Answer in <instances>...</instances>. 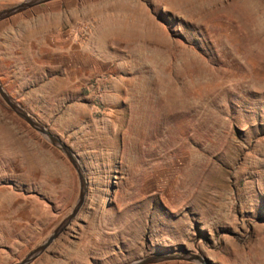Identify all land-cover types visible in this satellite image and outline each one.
Listing matches in <instances>:
<instances>
[{"label": "rangeland", "instance_id": "obj_1", "mask_svg": "<svg viewBox=\"0 0 264 264\" xmlns=\"http://www.w3.org/2000/svg\"><path fill=\"white\" fill-rule=\"evenodd\" d=\"M0 84L86 177L77 218L32 264L172 250L264 264V0L52 1L0 22ZM78 192L67 159L0 100V264Z\"/></svg>", "mask_w": 264, "mask_h": 264}, {"label": "water", "instance_id": "obj_2", "mask_svg": "<svg viewBox=\"0 0 264 264\" xmlns=\"http://www.w3.org/2000/svg\"><path fill=\"white\" fill-rule=\"evenodd\" d=\"M56 0H22L20 3L0 11V22L15 15L21 14L34 7ZM0 100L21 121L39 134L46 142L57 149L74 169L79 185L78 196L70 211L58 222L50 234L36 247L30 250L25 257L14 264H32L67 231L77 218L86 198L87 184L83 166L76 154L59 137L51 133L44 125L37 121L15 100H13L0 84ZM165 262H187L192 264H214L207 257L191 251H164L145 256L126 264H160Z\"/></svg>", "mask_w": 264, "mask_h": 264}, {"label": "bare ground", "instance_id": "obj_3", "mask_svg": "<svg viewBox=\"0 0 264 264\" xmlns=\"http://www.w3.org/2000/svg\"><path fill=\"white\" fill-rule=\"evenodd\" d=\"M239 1H240L241 5H244V0H239ZM40 166H42V165H40Z\"/></svg>", "mask_w": 264, "mask_h": 264}]
</instances>
